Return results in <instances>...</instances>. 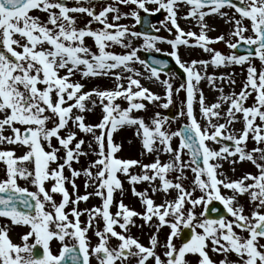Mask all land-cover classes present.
Returning <instances> with one entry per match:
<instances>
[{"label":"snow or ice","instance_id":"obj_1","mask_svg":"<svg viewBox=\"0 0 264 264\" xmlns=\"http://www.w3.org/2000/svg\"><path fill=\"white\" fill-rule=\"evenodd\" d=\"M162 10L166 16L158 23L173 34L172 39L120 23L131 17L139 24L141 11L150 16ZM75 14L89 17L84 26L78 25ZM210 16L231 25L227 39L225 34L207 35L215 30L206 21ZM179 19L194 22L199 32L185 31ZM149 27L160 31L155 25ZM140 38L143 44L133 47L132 41ZM87 39L93 41L95 51ZM158 41L171 47L167 54L187 76L176 89L170 79L161 80L162 68L153 66L166 67V61L154 59L148 64L138 55L141 48L161 52ZM216 42L225 43L231 54L209 47ZM112 45L126 51L117 54L109 50ZM181 46L199 47L211 58L184 62ZM244 46L247 55H237L234 50ZM135 63L144 66L150 80L164 85V98L141 85L137 78L141 73L132 67ZM209 64H247L240 91L225 95L219 88L216 101L206 104L197 85L205 78L214 83L217 77L202 75L197 65L206 69ZM95 77H110L115 86L85 90L80 81ZM180 90L186 97L178 115L188 123L178 131L166 127L176 117L159 111L150 123L132 115L146 108L144 100L163 99L158 107L168 109L173 92ZM118 99L127 107L122 108ZM224 104L227 107L221 111ZM96 107L101 109L99 122L87 123L85 114ZM237 122L242 128H235ZM125 126L135 129L140 155H152L151 162L117 155L122 145L114 142L113 134ZM173 137L179 138L175 148ZM249 139L255 143L251 150ZM161 155H167V161ZM81 157H91L88 166L74 168ZM221 161H228L233 172L235 164L251 162L257 172L231 179L221 171ZM0 164V221H4L0 264H90L91 257L97 264H193L189 255L195 257L194 264H264V0H104L99 10L92 0H76V6L65 0H0ZM134 167L139 173L132 172ZM66 169L70 175H65ZM80 176L85 177V189L94 191L78 194ZM121 176L131 185L142 211L123 200L115 213L111 211L113 193L124 192ZM21 180L35 190L21 186ZM138 184L148 187L137 190ZM157 193L162 194L160 203L153 198ZM54 194L60 195L59 202ZM245 195L253 205L250 214L239 203ZM90 196L99 197L101 204L79 208ZM213 202L223 206V214L210 207ZM135 218L143 223L137 224ZM146 225L154 229L148 245L131 234L132 227ZM165 226L169 231L161 241L158 234ZM17 227L28 228L20 235L21 243L10 238ZM90 230L97 238L95 245ZM184 230L188 237L177 244ZM66 239L74 243L69 245ZM53 240L60 242L59 254L51 251ZM210 253L222 258L213 260ZM233 254L236 260L230 258Z\"/></svg>","mask_w":264,"mask_h":264},{"label":"rangeland","instance_id":"obj_2","mask_svg":"<svg viewBox=\"0 0 264 264\" xmlns=\"http://www.w3.org/2000/svg\"><path fill=\"white\" fill-rule=\"evenodd\" d=\"M92 2L96 4L97 10H99V8L102 6L104 0H92ZM74 6H76V1L74 2ZM121 7H122V11H127V8H124L123 6H121ZM149 7H154V6L149 5ZM33 14L43 16L42 13H38V12H34ZM142 14H145V13H143L141 11L140 15H142ZM75 15H77V23L79 26H84V24L89 19V17H87L86 15H82V14H75ZM151 16H152V20H153V25H155L156 28L160 29L159 32L155 31L157 33V35L164 37L165 40L172 39L173 34L169 33L165 28H163L158 23V21L164 20L166 13L162 10L161 12L155 13ZM109 19H111V15L109 16ZM206 21L210 27H214V29H215L214 31H208L207 32L208 36L216 37L220 34H225L226 39H227V33H228L231 25L225 24L224 20L218 16L206 17ZM178 22H179L180 26L183 29H185V31L191 29L192 31L199 32V29L197 27L193 26L194 22L186 21L184 19H179ZM120 23L121 24H127L130 26L135 25L133 30L138 31V24L131 17L122 18ZM244 23L247 25L248 21H245ZM92 27L93 28H99L100 25L93 24ZM247 34H250V33H246V35ZM86 42L90 46H93V41L91 39H87ZM142 44H143V38L134 39L132 41L133 47H140ZM156 46L162 49V51L159 52V54L168 55L167 53L172 51L171 47L166 42L158 41ZM209 47L214 48L215 50L220 51L222 54H225V55L231 54V51H232L223 42H216V43L210 44ZM93 50L95 51L94 46H93ZM109 50H111L117 54H120V53H123L124 51H126L125 49L121 48L119 45H112V47ZM144 51H149L151 53H158V52H155L154 50H144L143 48H141V50L138 52V55L142 60H144V58H143L141 53ZM179 55L181 57V60L184 62H190L191 60H210V58H211L210 53L204 52L199 47L186 48L184 46H181L179 48ZM254 64L258 70L261 68V64H260V61L258 59L254 60ZM132 67H134L135 69L140 71L141 74L137 78L140 79L142 86L147 87L148 89H150L151 92H153L157 95H160L162 98L165 97L164 85L158 81L154 82L153 80H150L148 78L149 73L145 70L143 65H141L139 63H135L132 65ZM197 69L199 71H201L202 75L217 77V79L214 81V83H209V81L205 78V79H202L199 82V84L197 85L198 89L203 91V95L205 97V103L206 104H211V103L216 101V99L220 96V92L217 91V89H219V88L223 89V93L225 95H228L232 92L238 93L240 91L242 84L245 81V78L247 75V64H245L244 66L233 64V65L219 66V67H216V66L209 64L206 69L201 65H197ZM123 75L127 76V75H129V73L124 72ZM219 77H224V79L221 80V79H219ZM76 79H79V77H76ZM164 79H170V82L172 83L173 89L178 88L179 85L183 82L182 78L180 76H178L175 71H171L168 74L161 73V80H164ZM230 80H235V84L230 83ZM80 82L84 83L85 90H90L94 87L99 88L101 90L111 89L115 86L113 79L110 77H95V78H89V79L81 80ZM125 83H126V81H125ZM185 97H186V93L184 90H180L178 93L174 91L173 92V103L169 106L168 109H163V108L158 107V105L160 103L164 102L163 99H162V101H158V102H148V101L144 100L142 102L146 104V108L144 110L133 112L132 115L142 116L145 118L146 122L150 123V118L152 117V115L156 111H159L162 113V115H166L169 117H176L175 119H173L170 122V124L166 125V127L168 128L169 131H178L180 129L181 125L188 123V121L185 117L178 115L181 108L183 107L181 102L185 100ZM116 102L119 103L122 108L127 107V102L124 101L123 99H118ZM246 103L250 105L252 103L251 98ZM226 107H227V104H224L221 108V111H223ZM194 109H195V114L197 116V119L200 120V123L203 125L204 121L201 118L198 105H194ZM100 118H101V109L99 107H96L95 109H93V111L85 114V120L87 123H91V124L98 123ZM220 122H223V121H220ZM235 128L236 129L242 128V123L237 122L235 124ZM134 133H135V129L133 127L125 126L113 134L114 142L122 145V148H121L120 152L117 153V155L122 157V158H133V159L142 160L144 163L151 162L154 158L152 155H145V156L140 155V150H141L140 140L137 136H135ZM5 134H8V133L6 132ZM209 143H210V146L213 148L218 149L220 147V145H218V144H211V142H209ZM172 144H173L174 148L177 147L179 144V138L173 137ZM253 147H255V143L251 139H249V141L247 142V149L251 150V148H253ZM17 154L19 155L20 153H17ZM90 159H91V157H89V158L81 157L80 162L74 163L73 167L77 168V169L87 167ZM167 159H168L167 155H161L162 161H167ZM184 159H188V156L185 155ZM221 163H222L221 171H223L225 173V175H227L231 179H237V178L241 177L246 172H251L253 174H255L257 172V169L255 168L254 165L251 164V162H240V163L235 164L234 165L235 172H233L231 170V168L233 166L230 165L228 163V161H221ZM2 167H3V165L0 164V168H2ZM139 171H140V169L138 167H134L132 169L133 173H139ZM65 175H70V173L67 169L65 170ZM188 176H189V180H190L192 177V173L189 172ZM84 180H85L84 176H80V177L76 178V183L78 185V194H80V195H84L86 191L87 192L94 191V189L92 187H89L87 190L85 189ZM121 180L123 181L124 192H123V195H121L120 190H116L113 193V205H112L111 211L113 213H115L116 204L120 200H123V202L126 205L130 206L131 208H134L137 211H142V207L139 203V199L132 194L131 185L128 183V181L123 176H121ZM19 183L21 184V186L28 187L32 191L35 190V188L32 185L27 184L23 180L19 181ZM66 187H68V190L71 193V191H72L71 185L68 184V185H66ZM146 187H148L147 184L136 185L137 190H143ZM222 192H226V190L222 189ZM149 194L152 195V193L150 191H149ZM226 194L230 195L231 193L226 192ZM196 195H199V193L197 192ZM153 198L156 200L157 203L162 202V194L161 193H157ZM54 199L57 200V202H59L61 197L59 194H54ZM239 203L241 205H243L245 213L250 214V212L252 211L253 205L249 202L247 195L240 197ZM100 204H101V199L99 197L90 196L88 201L81 202L78 207L81 209H84V208H91L93 206H99ZM199 211H200V209L198 208L197 212H199ZM70 219H71V217H70ZM86 219H87L86 215L81 216L82 221H85ZM135 219H136L137 224L143 223L142 220H140L138 218H135ZM3 222L4 221H0V223H3ZM98 226L102 227V221L100 222V224ZM117 230L119 231L118 228H117ZM153 230L154 229H152L148 225H146L142 229L138 228V227H132L131 234L134 237H137L141 243L148 245V237ZM27 231H28L27 227L14 228L10 232V238L15 243H21L20 235L22 233L27 232ZM168 231H169V229L166 226L161 229L160 233L158 234L161 241H163L165 239V236L168 233ZM88 236L91 240L92 245H95L98 242L97 238L93 235L92 230L89 231ZM180 242H181V239H177L176 243L179 244ZM66 243L71 245L72 243H74V241H72L70 239H66ZM111 243L115 244L116 241L113 240V241H111ZM60 247H61V245H60L59 241L53 240L52 242H50V248L54 254H59ZM210 255L212 256L213 260L218 261L219 259L222 258V257H220L214 253H210ZM187 258L189 259V261L193 262V264H194L195 257H193L192 255H189ZM230 258L232 260L237 259V257L234 254ZM90 264H97L95 257L90 258Z\"/></svg>","mask_w":264,"mask_h":264},{"label":"water","instance_id":"obj_3","mask_svg":"<svg viewBox=\"0 0 264 264\" xmlns=\"http://www.w3.org/2000/svg\"><path fill=\"white\" fill-rule=\"evenodd\" d=\"M142 17V22L139 23V30L140 31H146L150 35H156V32L149 27V25H152L150 16L145 14L141 15ZM235 52L239 55H247V46L238 48L235 50ZM142 55L144 57V60L148 63L151 64L154 59L166 61L167 66L163 67L160 65H153L156 67H161L162 71L161 73H170L171 71H175L178 76L182 78L183 81L186 80V74L183 73V70L179 68V66L176 64L175 60L170 56V55H165V54H159V53H151V52H142ZM183 126V125H182ZM181 126V127H182ZM210 207H216L220 213H224L223 206L219 202H213V205H210ZM217 213H212V216L215 217ZM188 237V230H184L182 233L181 239L184 240Z\"/></svg>","mask_w":264,"mask_h":264},{"label":"flooded vegetation","instance_id":"obj_4","mask_svg":"<svg viewBox=\"0 0 264 264\" xmlns=\"http://www.w3.org/2000/svg\"><path fill=\"white\" fill-rule=\"evenodd\" d=\"M76 0H65V2L69 5V6H74V2Z\"/></svg>","mask_w":264,"mask_h":264}]
</instances>
